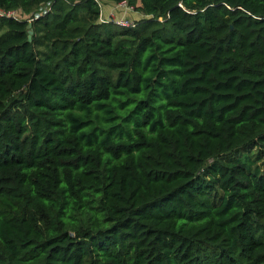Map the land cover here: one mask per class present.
Instances as JSON below:
<instances>
[{"label": "trees", "instance_id": "16d2710c", "mask_svg": "<svg viewBox=\"0 0 264 264\" xmlns=\"http://www.w3.org/2000/svg\"><path fill=\"white\" fill-rule=\"evenodd\" d=\"M125 1L0 0V264H264V0Z\"/></svg>", "mask_w": 264, "mask_h": 264}, {"label": "built area", "instance_id": "2783aa9c", "mask_svg": "<svg viewBox=\"0 0 264 264\" xmlns=\"http://www.w3.org/2000/svg\"><path fill=\"white\" fill-rule=\"evenodd\" d=\"M95 1L98 6L97 20L100 22H111L118 26L131 27L137 24L139 19L152 16L151 14H141V12L139 13V11L135 10L132 4L127 3L125 0L112 1L111 4L109 3L108 9L106 11L102 10L100 0ZM48 7V2L39 6L38 11L34 12L33 16L36 17L39 14L46 12ZM8 13L13 14L12 11Z\"/></svg>", "mask_w": 264, "mask_h": 264}, {"label": "rangeland", "instance_id": "374dc122", "mask_svg": "<svg viewBox=\"0 0 264 264\" xmlns=\"http://www.w3.org/2000/svg\"><path fill=\"white\" fill-rule=\"evenodd\" d=\"M100 2H101V8H102L103 11H106V10L108 9V5H109V3H110V4L112 3V1H107V0H100ZM136 12H137V11H136ZM137 13H138V12H137ZM139 13H140V12H139ZM13 14L18 15V16H25V17H28V15H24V14H22L19 10L16 11V12H13ZM111 28H112V29H118L119 26H118V25H115V24H111Z\"/></svg>", "mask_w": 264, "mask_h": 264}, {"label": "water", "instance_id": "95a60500", "mask_svg": "<svg viewBox=\"0 0 264 264\" xmlns=\"http://www.w3.org/2000/svg\"><path fill=\"white\" fill-rule=\"evenodd\" d=\"M26 25H27V27H28V29H27V38H29V37H30V33H31V29L29 28V26H30V21H28Z\"/></svg>", "mask_w": 264, "mask_h": 264}]
</instances>
